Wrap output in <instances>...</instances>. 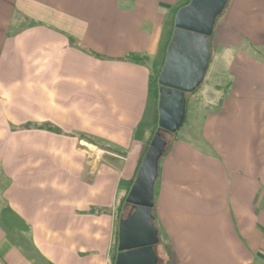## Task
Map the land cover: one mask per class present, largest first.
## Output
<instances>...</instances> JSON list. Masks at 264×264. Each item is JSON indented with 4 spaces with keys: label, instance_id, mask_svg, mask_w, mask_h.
I'll list each match as a JSON object with an SVG mask.
<instances>
[{
    "label": "crops",
    "instance_id": "1",
    "mask_svg": "<svg viewBox=\"0 0 264 264\" xmlns=\"http://www.w3.org/2000/svg\"><path fill=\"white\" fill-rule=\"evenodd\" d=\"M188 1L0 0V264H115ZM210 44L217 102L158 162L157 264H264V0H226Z\"/></svg>",
    "mask_w": 264,
    "mask_h": 264
},
{
    "label": "water",
    "instance_id": "2",
    "mask_svg": "<svg viewBox=\"0 0 264 264\" xmlns=\"http://www.w3.org/2000/svg\"><path fill=\"white\" fill-rule=\"evenodd\" d=\"M226 0H189L179 7L158 74L157 129L126 194L131 210L118 223L115 264H157L153 189L166 141L160 129L176 132L186 118V93L201 84L211 56L209 37Z\"/></svg>",
    "mask_w": 264,
    "mask_h": 264
},
{
    "label": "rangeland",
    "instance_id": "3",
    "mask_svg": "<svg viewBox=\"0 0 264 264\" xmlns=\"http://www.w3.org/2000/svg\"><path fill=\"white\" fill-rule=\"evenodd\" d=\"M212 68L213 64L209 63L199 87L193 92L186 93V118L183 125L174 133L166 130L161 131V137L166 141L167 145L178 136L192 139L194 128H197L196 126L200 125V116L202 112L204 113L205 111L210 110L217 102L218 90L215 87V83H217L216 80H218L219 77L214 76ZM154 100L156 101L155 96ZM144 122V125L147 126L149 121L145 120ZM156 126L157 119L152 128L155 129Z\"/></svg>",
    "mask_w": 264,
    "mask_h": 264
},
{
    "label": "trees",
    "instance_id": "4",
    "mask_svg": "<svg viewBox=\"0 0 264 264\" xmlns=\"http://www.w3.org/2000/svg\"><path fill=\"white\" fill-rule=\"evenodd\" d=\"M210 37H211V36H210ZM210 37H209V39H210ZM163 57H164V56H163ZM128 58H130V59H135V60H143L144 57H140V56H138V55L131 54V55L128 56ZM163 59H164V58H163ZM162 64H163V62L160 64V66H159V68H158V71H157L155 74L150 75L149 80H148V91H149L150 93L154 94V96H155V98H156V101H155L156 104H157V102H158V89H159V84H158L157 79H158V74H159V72H160V69H161V67H162ZM49 128H50V129H56V130H58L56 127H52V126H50ZM156 129H157V126L155 127V129H154V128L151 129L150 138H149V140H148L146 146H145L144 149H143V153H142L141 158L143 157V154H144V152H145V150H146V148H147V146H148V144H149V142H150L152 136L154 135ZM161 131H163V129H160V132H161ZM141 158H140L138 164L136 165V168H135V171H134V175H133V177H132V179H131V181H130V184H132V182H133V180H134V178H135V176H136V173H137L138 167H139L140 162H141ZM125 197H126V196H125ZM125 197H123V198L121 199L120 202H121L122 204H126V205H129V206H130V204H128V203L125 202ZM120 209H121V208H120ZM130 210H131V207H130ZM115 235H116V237H117V229L115 230Z\"/></svg>",
    "mask_w": 264,
    "mask_h": 264
}]
</instances>
